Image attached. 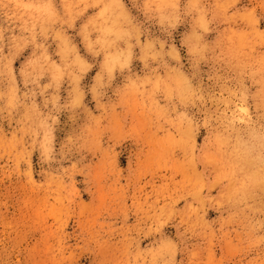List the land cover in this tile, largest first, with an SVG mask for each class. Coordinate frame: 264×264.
<instances>
[{"label":"clouds","instance_id":"clouds-1","mask_svg":"<svg viewBox=\"0 0 264 264\" xmlns=\"http://www.w3.org/2000/svg\"><path fill=\"white\" fill-rule=\"evenodd\" d=\"M0 161V264H264V0H0Z\"/></svg>","mask_w":264,"mask_h":264},{"label":"rangeland","instance_id":"rangeland-1","mask_svg":"<svg viewBox=\"0 0 264 264\" xmlns=\"http://www.w3.org/2000/svg\"><path fill=\"white\" fill-rule=\"evenodd\" d=\"M0 163H3V161H0ZM123 166V165H122ZM146 179H148L146 177ZM159 182V181H157ZM151 189L150 188H146L145 189V192H149ZM18 196H21V197H28L29 199V203L30 205L33 207V209L35 210L36 212V218L37 219H42V215H41V200L43 199V196L42 195H34V194H31V193H27V192H19L17 193ZM89 196L85 193L82 195V200L87 202L89 200ZM103 197H101V202H103ZM215 216L216 214L212 211H209L208 212V218L210 220H214L215 219ZM47 222L50 224L52 223V219L51 217L49 216L47 218ZM64 230L66 232H69V233H73L75 231H78L79 230V226H78V221L75 217H71V218H68L67 221H66V224H65V228ZM165 231L168 233V234H173L174 233V228H172L171 226L167 227L165 229ZM196 241H194L195 243ZM218 254V253H217Z\"/></svg>","mask_w":264,"mask_h":264}]
</instances>
